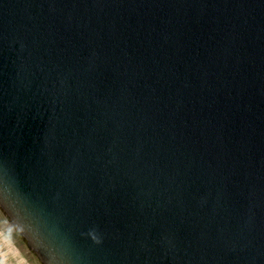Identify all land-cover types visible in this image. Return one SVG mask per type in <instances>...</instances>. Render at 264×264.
Returning a JSON list of instances; mask_svg holds the SVG:
<instances>
[{
  "label": "water",
  "instance_id": "1",
  "mask_svg": "<svg viewBox=\"0 0 264 264\" xmlns=\"http://www.w3.org/2000/svg\"><path fill=\"white\" fill-rule=\"evenodd\" d=\"M0 211L41 264H264V0H0Z\"/></svg>",
  "mask_w": 264,
  "mask_h": 264
},
{
  "label": "rangeland",
  "instance_id": "2",
  "mask_svg": "<svg viewBox=\"0 0 264 264\" xmlns=\"http://www.w3.org/2000/svg\"><path fill=\"white\" fill-rule=\"evenodd\" d=\"M0 227L2 230H7V232L10 231V235L13 238L10 240L11 249L9 247H6L4 245V238H2V233L0 234V264H40V262L35 258V256L29 251L28 252V259L26 261L23 260V262L20 261V257L16 259L15 257V246L18 244L24 248V243L21 240V238L16 234V232L10 227L8 221L6 220L5 216L2 215L0 211ZM12 229V230H11Z\"/></svg>",
  "mask_w": 264,
  "mask_h": 264
},
{
  "label": "crops",
  "instance_id": "3",
  "mask_svg": "<svg viewBox=\"0 0 264 264\" xmlns=\"http://www.w3.org/2000/svg\"><path fill=\"white\" fill-rule=\"evenodd\" d=\"M2 213V212H1ZM3 215V214H2ZM4 216V215H3ZM7 220V219H6ZM9 223V222H8ZM10 225V224H9ZM10 227H11V225H10ZM14 231H15V229L13 228V227H11ZM11 229V230H12ZM1 232H3L2 233V238H4V240L6 241V243L4 242V245L6 246V247H9L10 249H11V244H10V240H12L13 238L11 237V235H10V231L9 232H7V230L5 229V230H2V228L0 227V234H1ZM16 232V231H15ZM16 234L19 236V234L16 232ZM20 237V236H19ZM21 238V237H20ZM21 240L23 241V239L21 238ZM23 243H24V248L22 247V246H20V245H16L15 246V250H13L15 253V257H16V259L18 258V256L20 257V261L21 262H23V260L24 261H26L27 259H28V252L30 251L29 250V248L26 246V244H25V242L23 241ZM31 252V251H30ZM32 253V252H31ZM33 254V253H32ZM34 255V254H33ZM35 256V255H34ZM36 258V257H35ZM37 259V258H36ZM38 260V259H37ZM41 264V263H40Z\"/></svg>",
  "mask_w": 264,
  "mask_h": 264
}]
</instances>
